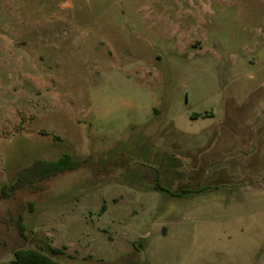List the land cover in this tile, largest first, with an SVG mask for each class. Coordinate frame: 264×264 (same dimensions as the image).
<instances>
[{"label":"rangeland","instance_id":"rangeland-1","mask_svg":"<svg viewBox=\"0 0 264 264\" xmlns=\"http://www.w3.org/2000/svg\"><path fill=\"white\" fill-rule=\"evenodd\" d=\"M47 245L264 264V0H0V264Z\"/></svg>","mask_w":264,"mask_h":264},{"label":"trees","instance_id":"trees-1","mask_svg":"<svg viewBox=\"0 0 264 264\" xmlns=\"http://www.w3.org/2000/svg\"><path fill=\"white\" fill-rule=\"evenodd\" d=\"M79 165L78 161L73 159L69 154L64 153L55 160H36L30 166L23 171L30 175L38 176L39 178H45L50 175L61 173L67 170H73ZM155 190L165 192L171 196H182L186 193V190L174 194L167 188L156 185ZM62 251L59 248L45 246V247H26L18 248L13 253V258L5 264H66L60 262L54 258V255H60ZM137 264V263H127Z\"/></svg>","mask_w":264,"mask_h":264},{"label":"water","instance_id":"water-1","mask_svg":"<svg viewBox=\"0 0 264 264\" xmlns=\"http://www.w3.org/2000/svg\"><path fill=\"white\" fill-rule=\"evenodd\" d=\"M164 231V230H163Z\"/></svg>","mask_w":264,"mask_h":264}]
</instances>
